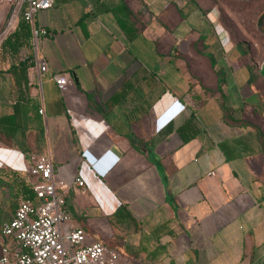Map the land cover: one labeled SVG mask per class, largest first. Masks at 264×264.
Listing matches in <instances>:
<instances>
[{
	"label": "crops",
	"instance_id": "obj_1",
	"mask_svg": "<svg viewBox=\"0 0 264 264\" xmlns=\"http://www.w3.org/2000/svg\"><path fill=\"white\" fill-rule=\"evenodd\" d=\"M196 2L187 17L205 27V16L223 37L214 0L204 15ZM182 6L53 0L32 17L46 30L35 42L47 65L39 76L30 24L18 20L0 40V117L14 115L3 125L14 132L0 130V224L28 197V155L43 153L55 178L81 175L64 194L69 222L114 249L116 264H264V101L245 59L228 77L206 40L181 48ZM258 25L264 33V16ZM223 47L241 50L225 38Z\"/></svg>",
	"mask_w": 264,
	"mask_h": 264
},
{
	"label": "built area",
	"instance_id": "obj_2",
	"mask_svg": "<svg viewBox=\"0 0 264 264\" xmlns=\"http://www.w3.org/2000/svg\"><path fill=\"white\" fill-rule=\"evenodd\" d=\"M52 1L0 0L8 6L0 40L18 20L30 24L34 46L31 61L37 76L46 71L47 65L38 56L35 42L46 30L32 25V17L36 11L49 8ZM52 79L58 88L66 83L62 73L54 74ZM42 112V107H38L37 113ZM28 162L27 182L32 196L20 197L12 215L0 224V234L6 239L0 244V264H116L118 253L114 249L101 241L88 242L84 231L69 222L64 194L69 187L84 185L81 175L77 173L69 180L55 178L54 165L43 153L29 154Z\"/></svg>",
	"mask_w": 264,
	"mask_h": 264
},
{
	"label": "rangeland",
	"instance_id": "obj_3",
	"mask_svg": "<svg viewBox=\"0 0 264 264\" xmlns=\"http://www.w3.org/2000/svg\"><path fill=\"white\" fill-rule=\"evenodd\" d=\"M178 5H183V0H175ZM197 0H187V4L182 6L180 12L181 15L186 14L183 34L181 35V48L186 47L185 44H188L194 49L201 48L203 41L207 42V45L213 46L210 48L213 50L216 61L219 64H224L228 77H232L233 74L229 73V70L232 66H235L238 59H245L247 64H250L251 77L254 84H256L259 94L264 101V81L258 76L257 67L261 60L264 58V33H261L258 29V24L260 19H257V14L260 11V3L257 0H214V4L218 12V21L220 26L223 28L221 36L218 37L217 34L212 35V31L209 27L210 24L206 21L205 16L201 18L202 23L205 27L196 26V19L187 17L188 13L192 10L197 9ZM199 1V0H198ZM203 8L200 9L202 14L209 10L211 7L212 0H202ZM5 4L0 3V29L2 27V22L5 17ZM174 10V9H173ZM174 12H176L174 10ZM204 15V14H203ZM189 16V15H188ZM262 19V17H261ZM189 23V24H188ZM198 23H201L198 20ZM192 24L193 26H190ZM204 32L206 39L203 38L198 42H193L191 39L196 37V33ZM224 38L228 41L229 45H234L239 47L241 50L237 51L236 48H231L230 50H225L223 47ZM193 42V43H192ZM218 47V48H217ZM204 49V48H203ZM239 54H244L240 56ZM237 77V75H235ZM250 83V82H248ZM248 84L241 89V95L246 96L248 90ZM237 93V86L234 89ZM250 90H248L249 92ZM238 94V93H237ZM255 93H251V98H254ZM237 98L238 95H237ZM261 114L264 119V102L261 106ZM17 199V198H16Z\"/></svg>",
	"mask_w": 264,
	"mask_h": 264
},
{
	"label": "trees",
	"instance_id": "obj_4",
	"mask_svg": "<svg viewBox=\"0 0 264 264\" xmlns=\"http://www.w3.org/2000/svg\"><path fill=\"white\" fill-rule=\"evenodd\" d=\"M192 2H193V0H192ZM175 8H176L177 12L180 14L181 10L179 8H177V7H175ZM209 60L211 61V64H212L213 62H212L211 57H209ZM216 74H217L216 89L220 92L219 100L222 103L223 100H224V96H223V93L221 91L220 85L223 82V75L221 73H218V72ZM223 108H225L224 105H223ZM13 120H14V115L13 114L0 117V130H1V132L12 134L14 132V129H12V131L8 130V129H6V127L4 128L3 125L4 124L6 125V123H8V121L11 122ZM14 124L15 123L13 122V125ZM22 193L24 194V196H32V191H31V189H30V187L28 185H23Z\"/></svg>",
	"mask_w": 264,
	"mask_h": 264
},
{
	"label": "water",
	"instance_id": "obj_5",
	"mask_svg": "<svg viewBox=\"0 0 264 264\" xmlns=\"http://www.w3.org/2000/svg\"><path fill=\"white\" fill-rule=\"evenodd\" d=\"M263 16H264V13H261L258 16V19L261 20V17H263ZM258 27H259V25H258ZM258 29H260V27ZM257 73L264 80V58L262 59V61L260 62V64L257 66Z\"/></svg>",
	"mask_w": 264,
	"mask_h": 264
}]
</instances>
